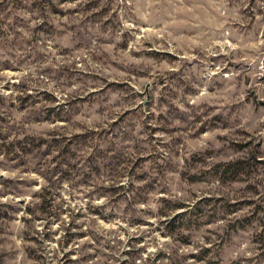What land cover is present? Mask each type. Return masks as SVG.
Returning <instances> with one entry per match:
<instances>
[{"label": "rangeland", "instance_id": "374dc122", "mask_svg": "<svg viewBox=\"0 0 264 264\" xmlns=\"http://www.w3.org/2000/svg\"><path fill=\"white\" fill-rule=\"evenodd\" d=\"M0 264H264V0H0Z\"/></svg>", "mask_w": 264, "mask_h": 264}, {"label": "trees", "instance_id": "16d2710c", "mask_svg": "<svg viewBox=\"0 0 264 264\" xmlns=\"http://www.w3.org/2000/svg\"><path fill=\"white\" fill-rule=\"evenodd\" d=\"M253 158H254L255 162H259L261 160L255 156H253L252 159ZM249 159L239 158V160H237V159L229 160V161H226L224 163L219 162L214 166L213 171H214V173L218 174L219 178H221V179H236L239 177L240 174H242L243 172H247V170L250 169L251 164L249 162ZM180 206H183V205L181 203L180 204L176 203L174 208L180 207ZM185 213H186V209L178 211L176 216L174 217V220L178 216L180 217L181 215H183Z\"/></svg>", "mask_w": 264, "mask_h": 264}]
</instances>
